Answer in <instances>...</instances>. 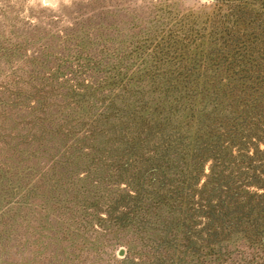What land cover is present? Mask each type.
Listing matches in <instances>:
<instances>
[{"label":"trees","instance_id":"trees-1","mask_svg":"<svg viewBox=\"0 0 264 264\" xmlns=\"http://www.w3.org/2000/svg\"><path fill=\"white\" fill-rule=\"evenodd\" d=\"M84 35L69 34L51 72L0 87V125L24 123L0 133L11 153L0 199L11 204L38 153L43 173L21 199L40 196L49 214L73 193L108 197L104 215L84 206L81 226L130 227L154 264H221L232 250L264 264V0H228L205 21L163 20L129 40ZM49 217L53 236L75 233Z\"/></svg>","mask_w":264,"mask_h":264},{"label":"rangeland","instance_id":"rangeland-1","mask_svg":"<svg viewBox=\"0 0 264 264\" xmlns=\"http://www.w3.org/2000/svg\"><path fill=\"white\" fill-rule=\"evenodd\" d=\"M227 1L0 0V87L8 84L14 73L28 81L33 68L42 73L51 72L50 68L58 61L55 54L63 51L69 34L76 38L77 35L85 37V32L95 35L109 33L117 41L129 40L140 29L163 20L205 21L219 7L227 9ZM1 96H5L3 87L0 88ZM18 121L1 124L0 133L5 135L4 128L8 125L22 128L24 123L17 125ZM38 155L32 154L31 159L25 161L28 169L20 163L21 177H15L20 186L12 191H19V194H5V197L12 198L11 204H7L11 199H0V209L6 213L5 220L11 218L12 225L8 226L9 237L0 240V264H154L151 257L142 253L130 227L108 223L100 228L81 226L84 222L78 218L85 216L84 206L97 201L98 209L104 215L110 203L108 197L96 200L76 197L73 193L67 209L59 215L42 210L40 196L22 200V195L36 184V175L43 173L36 165ZM10 156L4 138H1L0 164ZM74 215H77L75 219ZM46 216H50L59 229L65 223L75 233L53 236L55 233L49 229ZM3 226L6 227L0 223V231ZM221 264H261V261L252 253L240 254L232 250L230 255L223 257Z\"/></svg>","mask_w":264,"mask_h":264},{"label":"water","instance_id":"water-1","mask_svg":"<svg viewBox=\"0 0 264 264\" xmlns=\"http://www.w3.org/2000/svg\"><path fill=\"white\" fill-rule=\"evenodd\" d=\"M206 1H210V0H206ZM122 255H123V252H122Z\"/></svg>","mask_w":264,"mask_h":264}]
</instances>
